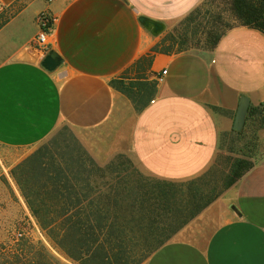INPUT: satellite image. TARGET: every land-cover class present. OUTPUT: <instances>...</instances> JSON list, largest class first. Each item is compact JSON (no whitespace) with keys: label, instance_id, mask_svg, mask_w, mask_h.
I'll use <instances>...</instances> for the list:
<instances>
[{"label":"crops","instance_id":"1","mask_svg":"<svg viewBox=\"0 0 264 264\" xmlns=\"http://www.w3.org/2000/svg\"><path fill=\"white\" fill-rule=\"evenodd\" d=\"M200 1L0 0V164L6 152L17 163L63 125L100 164L124 154L155 179L186 181L240 156L227 146L240 98L249 108L264 101L262 31L237 26L213 50L155 54L156 92L140 111L110 84L155 44L139 16L165 29ZM42 11L55 18L48 51L62 63L53 71L41 65L48 51L30 44ZM241 130L235 146L252 167L141 264H264L260 115L247 112Z\"/></svg>","mask_w":264,"mask_h":264},{"label":"trees","instance_id":"2","mask_svg":"<svg viewBox=\"0 0 264 264\" xmlns=\"http://www.w3.org/2000/svg\"><path fill=\"white\" fill-rule=\"evenodd\" d=\"M199 9L194 7L182 24L196 20ZM228 10L240 26L264 33V0H230ZM216 22L215 18L205 31V44L211 49L232 29L219 30ZM183 36L185 41L172 34L164 36L110 81L136 111L156 92V80L150 77L153 57L185 51L189 38L186 33ZM256 113L264 126V101L249 108V115ZM235 133L227 149L243 156L217 159L206 172L187 181L144 178L123 155L103 166L87 153L65 159L47 144L10 173L40 232L69 264H140L252 167L248 152L235 146L246 139L243 130ZM137 246L144 250L136 252ZM0 264L67 263L42 241L18 231L0 244Z\"/></svg>","mask_w":264,"mask_h":264},{"label":"rangeland","instance_id":"3","mask_svg":"<svg viewBox=\"0 0 264 264\" xmlns=\"http://www.w3.org/2000/svg\"><path fill=\"white\" fill-rule=\"evenodd\" d=\"M229 1L230 0H201L197 5L200 8V14L196 17V20L182 24V20L184 18L183 17L173 24L167 25V27L162 32L154 36L156 40L155 43L169 34H172L175 37H182V39H184L183 41H185L186 38H184L183 35L184 33H186L189 41L188 44L184 46L186 48L185 51L213 50L207 47V45L205 44V31L207 30L206 27L210 23L212 24L215 21V18L217 20L216 25L219 30H224L227 27L234 28L240 26L238 22L231 16L228 10ZM194 31L198 32L195 33V36L192 39L190 37H193L191 35L194 33ZM178 40L179 39L177 38V41ZM43 144H47L49 149H51L56 155L62 156L65 159H68L71 156L79 157L80 155H84L83 153H87L100 166L106 164H100L81 143V141L75 136L74 132L66 125H63L59 129H57L53 134L36 145L26 156H24L21 160H19L12 166L10 165V162L13 160V158H15V153L12 154L6 152L5 155L7 156V158H5L4 161L1 160L0 164V244L9 242L11 238L15 237L18 231H21L26 237H29L33 240L42 241L55 256L69 264V262L66 261L61 254H59L50 246L44 234L40 232V229L35 223L33 217L30 215L29 210L22 196L20 195L19 189L10 173L13 167H15L24 158H26ZM118 155H123L125 158L130 160L124 154H117L109 161L115 160V162H117ZM6 159H8L10 162H6ZM121 159L124 160V158ZM224 165L225 164L223 163L219 164V167H222ZM133 166L140 172V174L144 178H152L148 175L143 174L134 164ZM94 174L96 173L94 172ZM94 179L97 180L101 178L96 176ZM137 250L143 251L144 249L141 246H137L135 248V251L137 252Z\"/></svg>","mask_w":264,"mask_h":264},{"label":"water","instance_id":"4","mask_svg":"<svg viewBox=\"0 0 264 264\" xmlns=\"http://www.w3.org/2000/svg\"><path fill=\"white\" fill-rule=\"evenodd\" d=\"M139 22L141 25L148 30L153 36L158 35L160 32L164 30V24L160 21L150 19L146 16H139ZM62 63V58L55 53L54 51L50 50L47 54L43 57L41 61L42 67H44L48 71H53ZM249 108V101L247 97H241L238 103V107L235 113L234 122H233V130L240 131L244 125L246 115Z\"/></svg>","mask_w":264,"mask_h":264},{"label":"built area","instance_id":"5","mask_svg":"<svg viewBox=\"0 0 264 264\" xmlns=\"http://www.w3.org/2000/svg\"><path fill=\"white\" fill-rule=\"evenodd\" d=\"M36 21L38 25V32L31 39L30 44L45 54L50 46V36L53 31L55 18L49 15L46 11H42L37 15ZM163 73H165V71H163Z\"/></svg>","mask_w":264,"mask_h":264}]
</instances>
